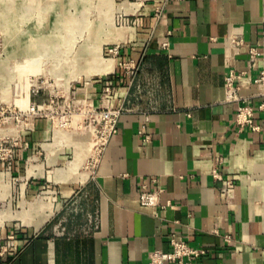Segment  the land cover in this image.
<instances>
[{
	"label": "crops",
	"instance_id": "obj_1",
	"mask_svg": "<svg viewBox=\"0 0 264 264\" xmlns=\"http://www.w3.org/2000/svg\"><path fill=\"white\" fill-rule=\"evenodd\" d=\"M106 4L105 45L118 54L104 62L93 56L98 76L83 83L100 94L103 79H112L110 106L126 112L96 168L77 174L74 150L52 120L23 132L10 177L29 199L50 188L66 233L56 236L51 218L32 222L34 230H19L22 249L3 264H148L150 253L171 250L172 237L206 251L194 264H264V85L254 83L264 69V0ZM232 37L242 44L235 48ZM251 49L259 53L254 62ZM128 61L138 68L131 83L118 67ZM230 71L244 74L239 94L256 132L235 124L241 104L227 102L223 89ZM142 185L158 194L157 206L141 205ZM45 201L34 205L45 209ZM18 214L12 220L28 224ZM89 216L97 229L83 235Z\"/></svg>",
	"mask_w": 264,
	"mask_h": 264
},
{
	"label": "rangeland",
	"instance_id": "obj_2",
	"mask_svg": "<svg viewBox=\"0 0 264 264\" xmlns=\"http://www.w3.org/2000/svg\"><path fill=\"white\" fill-rule=\"evenodd\" d=\"M106 2L0 0V157L5 156L4 149L14 155L23 132L41 120L53 119L57 135L74 150L76 174L91 170L100 133L85 112L101 94H90V85L83 82L85 77L98 76L95 58L100 62L111 59L107 55L110 47L105 45L111 38L104 35L111 15ZM77 100L85 101V106ZM31 105L41 110L32 114ZM15 183L5 168L0 170V235L14 229V224L20 230H34L35 223L44 217L49 220L53 213V200L42 194L45 191L29 199L20 195L19 183ZM42 196L50 201H45V209L36 208L34 203ZM22 211L28 224L18 217L12 220Z\"/></svg>",
	"mask_w": 264,
	"mask_h": 264
},
{
	"label": "built area",
	"instance_id": "obj_3",
	"mask_svg": "<svg viewBox=\"0 0 264 264\" xmlns=\"http://www.w3.org/2000/svg\"><path fill=\"white\" fill-rule=\"evenodd\" d=\"M231 43L233 46L239 47L242 42L235 37L231 38ZM110 48L107 49V55L110 57H115L118 54V46H109ZM249 61L254 62L255 59L259 56V53L256 52L254 49H251L249 51ZM118 67L122 72H124L126 81L131 83L133 77L135 76L136 71L138 70L137 65L133 61L128 62H119ZM243 73H236L234 71H230L224 78L223 83V89L225 92V99L227 102H239L241 105L237 108V114H236V121L235 124L239 129L242 128H248L252 132H256L259 130L258 126L254 124L253 122V113L252 109L247 105L246 98H242L240 96V86L239 82L241 78L243 77ZM255 84H262L264 85V69L261 70L258 74V76L254 80ZM114 82L109 77L103 79L102 82V89H101V95L98 99V104L95 105L90 102L89 110H86L85 114L86 116L89 115V122H91L92 125H95L99 127V131H96V133H100L99 136V144L98 148H96V151H94V156L92 160V167L91 169H95L96 166L99 163V160L102 156V153L104 151L105 145L108 142L109 137L112 134H115L116 132V124L118 121L119 116L126 112V109L123 107H119L117 109H113L110 106V99L113 95V88H114ZM76 103L81 104V106H85V101L81 102L80 100H77ZM41 110V107L31 105V108L29 110L30 113L34 114L35 111ZM29 113V114H30ZM83 113V111H82ZM53 121V119H51ZM54 122V121H53ZM95 133V131H94ZM5 156L0 157V162L2 168H5L6 174H11V162L13 160L12 157V151L4 149ZM217 163H219V159H216ZM212 176L214 179H220L218 172L216 170H212ZM221 180V179H220ZM231 186L230 181L224 182V187L228 189ZM50 188H43L42 194H47V192H50ZM55 194V190H52ZM158 194L156 193H150L147 191L146 186H141V194H140V203L142 206H157L158 205ZM48 201H50V198H48ZM69 204V203H68ZM67 204V205H68ZM76 202L72 201L68 206L66 210H69L71 206L75 205ZM66 207V206H65ZM63 210V207H60V209H54L51 216V220L55 222L54 225V233L56 236H64L66 233V228L63 225V222H65L64 218L57 216L61 213ZM97 229V223L94 219H91L89 216L88 218V225L81 228V232L83 235H89L93 231ZM20 228L15 227L9 234H6L3 238H0V264H3L4 260L7 258V256L10 255H16L21 249L22 246L18 245V233ZM226 241H229L228 238H226ZM169 244L171 246V250L168 252H161V251H154L149 254V262L148 264H194L195 260H198L199 258L206 255V251L201 248H193L190 247L186 242L179 241L175 237L170 238Z\"/></svg>",
	"mask_w": 264,
	"mask_h": 264
},
{
	"label": "bare ground",
	"instance_id": "obj_4",
	"mask_svg": "<svg viewBox=\"0 0 264 264\" xmlns=\"http://www.w3.org/2000/svg\"><path fill=\"white\" fill-rule=\"evenodd\" d=\"M10 5V4H9ZM9 5H8V7H9ZM14 5V4H13ZM14 7H16V6H14ZM18 7V6H17ZM2 9V8H1ZM5 8H3V10H4ZM13 9V8H12ZM14 10H16V9H14ZM14 12H16V11H14ZM19 13V12H18ZM18 13H17V15H18ZM5 14V13H4ZM24 14V13H23ZM16 15V16H17ZM7 16V15H6ZM23 17V16H22ZM3 20V19H2ZM13 21V20H12ZM14 23V22H13ZM8 25V24H7ZM61 27V26H60ZM54 28H56V27H54ZM13 44V43H12ZM26 44V43H25ZM100 56V55H99ZM100 65H101V63H100ZM32 204V203H31ZM35 204H36V202H35ZM31 206V205H30ZM23 214V213H22ZM19 215V214H18ZM26 215V214H25ZM28 217H30V216H28ZM22 219V218H21ZM26 219V218H25ZM43 223V220H40V222L36 225L37 227H39V226H41V224Z\"/></svg>",
	"mask_w": 264,
	"mask_h": 264
}]
</instances>
